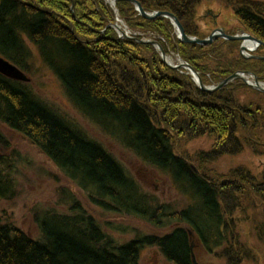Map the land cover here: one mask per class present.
<instances>
[{
	"label": "trees",
	"instance_id": "1",
	"mask_svg": "<svg viewBox=\"0 0 264 264\" xmlns=\"http://www.w3.org/2000/svg\"><path fill=\"white\" fill-rule=\"evenodd\" d=\"M139 1L146 11L173 12L186 33L198 34L199 28L194 27V22L203 0ZM116 7L130 30H141L157 39L166 52L180 54L199 72L204 83H218L234 72V67L220 65L213 72V65L208 63L211 60L202 55L211 48L206 51L200 45L181 43L167 19L142 18L126 1H117ZM258 7L263 9L253 13L249 7L233 10L240 19V28L264 37V27L258 25L264 22V5ZM112 22V10L103 0H0V55L25 72L29 43H32L70 99L91 120L125 138L124 145L129 151L142 162L169 174L178 190L186 193L185 187L193 189L200 202L199 209L189 214L188 211L171 214L169 221L177 223L175 228L141 242L157 245L176 264H188L187 229L201 240L216 233L220 225L218 218H222L219 208L224 211L219 206L223 197L239 200L235 206L223 203L227 210L241 209V214L236 218L230 216L232 220L227 221L224 213L226 222L222 226L234 232L237 224L240 228L248 224L250 235L263 240L264 225L258 223L264 220V172L253 173L248 164L227 173L218 172L214 166L204 167L213 159L215 151L222 154L230 150L227 143L233 139L232 123L239 126V137L263 141L264 128L249 127L251 121L259 125L260 107L252 106L250 101L240 106L235 101L230 86H238L237 81L214 92L200 90L188 75L158 59L152 45L121 38L109 26ZM208 73L210 77L205 79ZM2 118L12 121L15 129L42 153L55 158L54 164L60 170L83 177L86 187L83 191L102 210L154 220L163 214L164 206L146 195L132 176H126L99 144L69 131L64 120L47 108L28 84L0 74ZM200 137L210 139L213 149L210 153L197 150L193 155L197 163L194 166L178 144ZM4 139L0 133V144ZM6 166L3 169L0 166V201L11 199L15 192L11 167ZM229 182L240 187L226 186ZM90 184L103 186L104 194L91 195ZM35 220L39 239L31 238L8 217L0 216V264H94L95 260L103 264H138L137 249L142 244L131 242L127 247L113 249L94 219L80 211L76 213L73 207L69 214L45 213L42 217L36 215ZM209 224L211 229H206ZM231 237L240 239L230 236L228 247L245 246L243 241ZM99 243L105 247H98ZM242 253L241 249L233 252L235 263L237 258L238 261L243 258Z\"/></svg>",
	"mask_w": 264,
	"mask_h": 264
},
{
	"label": "rangeland",
	"instance_id": "2",
	"mask_svg": "<svg viewBox=\"0 0 264 264\" xmlns=\"http://www.w3.org/2000/svg\"><path fill=\"white\" fill-rule=\"evenodd\" d=\"M103 1L106 2L112 10V23L116 24L120 30L128 36L127 39L131 37L135 38V41H138V39L145 41L154 39L151 37L146 38L147 34L141 30H130L125 19L119 16L116 2L126 0H116L114 3L111 0ZM203 1V4L198 9V14L194 22V27L197 26L199 28L197 35L186 33L180 18L169 10L155 9L152 11H145L148 13L168 12L179 21L188 37L192 39L198 38L200 40L207 39L209 41L207 44L197 43L196 40H193L195 42H188L185 44L194 46L200 45L205 50L211 48L206 55L201 54L204 58L207 57L211 60H208V63L213 65V72H215L219 65L229 68L234 67L235 70L230 75L238 72L246 79V82L241 78L234 79L222 88L229 84L234 85L237 81L238 86H235V88L230 86V88L233 89L230 92L234 95L235 101L240 104V106L250 101L252 102V106L256 108L260 107L258 111L260 113V119H258L259 125H257V122L251 121L249 122V127L264 128V109H262L264 108V92L249 84H255V76L257 75L256 79L264 86V37L246 31L242 27L240 28V19L233 10L234 7L238 9L249 7L252 9L253 13V10L263 9V7L258 6H263L264 0ZM126 2L130 3L134 7L137 15L141 16L130 1ZM215 15H217L216 18H214ZM141 17L145 18L143 16ZM155 18L167 19L172 25L176 37L183 43L177 34L175 24L170 18L165 16H156ZM258 25H260L259 28H263L264 22H260ZM112 28L116 31L113 26ZM218 29L222 30V33L228 36V38L225 36L211 37L212 34L218 33ZM241 31L250 35L252 39L247 36L245 39L234 38L242 36ZM154 41L159 43L157 39H154ZM251 44H253V47L250 46ZM242 46H244L245 49H241ZM153 47L158 59H161L166 66L183 73L184 70L179 69V65L183 61L180 54L173 51L166 52L162 45L161 51L155 45ZM29 48L30 54L27 56V62L24 64L25 72L0 55V57L4 58V60L8 61L24 74V80L14 79L2 73L0 74L10 80L28 84L34 95H36L47 108L56 112L61 119L64 120L65 126L70 129L69 131H75L81 134L85 140L87 139V141L99 144L100 147L117 161L119 164L118 166L124 170L126 176H132L139 183L146 195H151L156 199L159 205L164 206V212L162 215L156 216L155 221L154 218L150 217L138 218L132 215L117 214L113 211L102 210L95 204L96 201L90 200L86 194L87 192L85 193L83 191V188H86L84 186L85 179L83 177L81 179V176L79 177L78 175L65 173L60 170L54 164L53 160L55 158H52L46 152L42 153L23 133L15 129L12 121L2 118L0 119V133L3 134L6 140L4 139L0 144V166L3 169L7 168L6 165H10V174L12 178L15 179V192L11 199L0 201V216L5 218L8 217L23 233L29 235L31 238L39 239L40 232L35 220L36 215L42 217L45 213L54 212L59 213V215L69 214L73 207L76 213L80 211L94 219L103 231V235L110 239L109 244H112L113 249L127 247L131 242L134 244H142L137 249L138 264H176L174 260H168L157 245L141 241L143 239L148 240L149 236H163L175 228L177 223L173 220L169 221L171 214L185 211H188L189 214V211L192 212L199 209L200 202L192 193L193 189L191 190L185 187L186 193L178 190L175 185H173V181H171L172 178L169 174L142 162L133 152L129 151L124 145L125 138H121L120 135L117 136L116 133L114 135L112 131L104 130L103 127L101 128L100 124L93 121L94 119L91 120L92 117L70 99L52 70L44 65L37 48L32 43H29ZM193 70L200 77L202 84L210 88L223 80H220L218 83H204L199 72L194 68ZM184 73L190 78L193 76L189 72ZM250 74L252 75L250 76ZM209 75L210 73L204 76L205 79ZM240 84L244 85L241 86ZM258 103L262 105L260 106ZM253 118L254 116L251 120ZM230 128L232 131L231 136L233 137V139H230L229 144L227 143L230 150L222 154H218L215 151L213 157L216 160H210L215 163L216 168L219 169L218 172L224 173L223 171L239 168L238 166H242L241 164H248L247 168H252L251 171L253 173L264 172V136L261 137L263 138L261 142H256L252 138L250 139V137L248 139H243L244 137H239L240 132L237 130L240 128L236 122L232 123ZM255 144H258V146L254 147ZM178 147L184 148V152L186 153L185 156H188L191 160H193V155L198 152L197 150L203 149L210 153L213 149L211 140L207 137L195 138L188 141L186 144L179 142ZM258 149H260L261 152ZM238 150H240L239 153ZM90 186L91 189L89 188L90 191L88 192H90L91 195H100V193L105 190L103 186H92L91 184ZM226 186H233L236 189L240 187V184L229 182ZM102 194H104V192ZM222 199L223 201L220 200L219 206L221 205L224 211L219 208V214H222V218H218L220 225L219 228H216V233L209 234L201 240L196 233L187 229V232H189L188 246L190 251V262L188 264H193V260L196 264H264V239H259L258 236H251L248 231V224H245L246 226L244 225V228L243 226L240 228L237 224L234 232L226 226H222V223L226 222L225 217L227 221H231L232 218L230 216L236 218L238 214H241V209H234L231 211V208H229V210H227V206L224 204L228 202L235 206L236 203H239V200L231 197H223ZM227 205L228 207L230 206L229 204ZM246 211L250 212L251 210L247 209ZM152 220L155 222H151ZM164 223L166 224L164 225ZM180 224L184 225L185 223L182 222ZM258 224L264 225V220ZM210 227H212V224L206 226V229ZM237 228H240V230H236ZM230 236H238L240 238L239 240L245 243V246L237 248L228 247ZM98 247L103 248L105 245L99 243ZM239 249L244 252L242 253L243 258L240 261H238L237 258V263H235V257L232 255L234 251ZM94 264H103V262L95 260Z\"/></svg>",
	"mask_w": 264,
	"mask_h": 264
},
{
	"label": "water",
	"instance_id": "3",
	"mask_svg": "<svg viewBox=\"0 0 264 264\" xmlns=\"http://www.w3.org/2000/svg\"><path fill=\"white\" fill-rule=\"evenodd\" d=\"M113 3L114 1L116 0H111ZM126 1H130L134 6H135V9L139 12V14L147 19H153L155 18L156 16H165V17H168L171 19V21L175 24V27L177 28V34L179 35L180 39L182 42L184 43H188V42H195L193 40H196L197 43H200V44H207L209 41L207 39H204V40H200V39H192L190 37H188L185 32H184V29L183 27L180 25L179 21L170 13L168 12H165V11H161V12H153V13H148L146 11H144V9L142 8L141 4L139 1L137 0H126ZM116 31L118 33H120L122 37L124 38H128L127 35H125L121 30L120 28L116 25V24H113L112 25ZM218 33H215V34H212L211 37L215 38L217 36H225L223 33H222V30L218 29L217 31ZM241 34L242 36H239V37H234V38H243L245 39V37L247 36L248 38L252 39L250 37V35L246 34L244 31H241ZM245 35V36H244ZM210 37V38H211ZM228 38V36H225ZM232 38V37H231ZM210 40V39H209ZM254 40V39H253ZM140 42L142 43H150L152 45H155L156 47H158V49L161 51L162 48L161 46L154 40H139ZM241 49H245L244 46H242ZM180 67H183L181 64L179 65ZM185 66V65H184ZM187 68L190 69V72L193 74L197 84L199 85L200 88H203L204 85L202 84L201 80H200V77L198 76V74L192 69L190 68V66L187 65ZM0 73L4 74V75H7L9 77H12L14 79H21V80H24L25 76L24 74L17 70L15 68V66H13L12 64H10L8 61L4 60V58L0 57ZM237 78H241L244 82H246V79H244L238 72L237 73H234L232 75H230L229 77L223 79L222 81H220L218 84H216L214 87L210 88V87H204V91H214V90H217V89H220L222 88L224 85H226L228 82L234 80V79H237ZM250 85H252L253 87H255L256 89L264 92V86L261 85L262 83H260L256 77H255V84H251L249 83ZM193 264H196V262L193 260Z\"/></svg>",
	"mask_w": 264,
	"mask_h": 264
},
{
	"label": "bare ground",
	"instance_id": "4",
	"mask_svg": "<svg viewBox=\"0 0 264 264\" xmlns=\"http://www.w3.org/2000/svg\"><path fill=\"white\" fill-rule=\"evenodd\" d=\"M145 11V10H144ZM217 17V15H215L214 16V18H216ZM118 24H120V23H118ZM112 25H113V23H110V25L109 26H111L112 27ZM126 33V32H125ZM118 35L120 36L121 34L120 33H118ZM121 38H124V37H122V36H120ZM151 36L150 35H146V38H150ZM151 38H153V37H151ZM129 39H135V38H129ZM154 40V39H153ZM138 42L139 43H142V42H140L139 41V39H138ZM184 43V42H183ZM142 44H144V43H142ZM159 44V43H158ZM160 46H161V44H159ZM154 46V45H153ZM251 47H253V44H251L250 45ZM162 48V47H161ZM181 65L183 66V67H180L179 69H183L184 71H183V73L184 72H189L190 74H192L191 72H190V69L189 68H187V65L188 66H190V68H192L193 69V66L191 65V64H189L187 61H185V60H183L182 62H181ZM185 65V66H184ZM177 69V68H176ZM253 74V73H252ZM252 74H250V76L252 75ZM193 75V74H192ZM254 75V74H253ZM256 78H257V75L255 76ZM191 80L194 82V85H196L200 90H203L204 91V87H209V86H206V85H204V87L203 88H200L199 87V85L197 84V82H196V80H195V78H194V76H192L191 77ZM205 156H210V155H205ZM213 161L214 160H216L214 157H213V159H212ZM213 161H210L209 162V164H207V165H204V167H208L209 169H212V167L211 166H214L215 168H216V166H215V163L213 162ZM190 163H191V165H197V163H196V161L195 160H190ZM217 170H219L218 168H216ZM229 171V170H228ZM228 171H223L224 173H227ZM190 231H192V230H190ZM189 233V232H188ZM231 239H233V240H238V239H236V238H234V237H231ZM239 241V240H238Z\"/></svg>",
	"mask_w": 264,
	"mask_h": 264
}]
</instances>
